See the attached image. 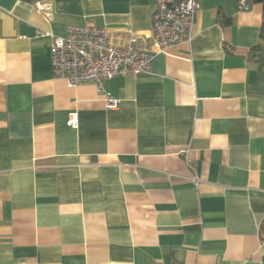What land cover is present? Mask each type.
<instances>
[{"label":"crops","instance_id":"0c3cea01","mask_svg":"<svg viewBox=\"0 0 264 264\" xmlns=\"http://www.w3.org/2000/svg\"><path fill=\"white\" fill-rule=\"evenodd\" d=\"M159 1L0 0V264H264L261 4L198 0L190 42L106 81L115 109L53 76L40 33L147 50Z\"/></svg>","mask_w":264,"mask_h":264},{"label":"built area","instance_id":"2783aa9c","mask_svg":"<svg viewBox=\"0 0 264 264\" xmlns=\"http://www.w3.org/2000/svg\"><path fill=\"white\" fill-rule=\"evenodd\" d=\"M250 5L248 0H237L240 11H248ZM198 9V0L159 1L152 14V42L147 50L139 48V38L134 33H128L124 42L117 45L113 43L109 31L93 26L68 27L64 36L40 35L51 39L50 63L54 78L64 81L69 88L83 83L93 84L109 110L117 107L118 100L106 94V81L150 73L154 56L180 43L190 42ZM37 10L40 11V8L37 7ZM68 122L76 127L73 115ZM192 181L196 186L199 184L196 176Z\"/></svg>","mask_w":264,"mask_h":264},{"label":"trees","instance_id":"16d2710c","mask_svg":"<svg viewBox=\"0 0 264 264\" xmlns=\"http://www.w3.org/2000/svg\"><path fill=\"white\" fill-rule=\"evenodd\" d=\"M250 4H261L264 9V0H248ZM260 37L264 40V20L260 28Z\"/></svg>","mask_w":264,"mask_h":264}]
</instances>
